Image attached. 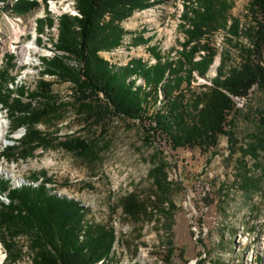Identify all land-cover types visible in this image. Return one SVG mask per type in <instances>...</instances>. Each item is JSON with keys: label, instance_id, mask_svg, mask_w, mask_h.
<instances>
[{"label": "rangeland", "instance_id": "obj_1", "mask_svg": "<svg viewBox=\"0 0 264 264\" xmlns=\"http://www.w3.org/2000/svg\"><path fill=\"white\" fill-rule=\"evenodd\" d=\"M231 1L228 24L236 18L239 35L218 28L206 36L207 47L196 50L193 59L213 54L212 59L203 74L191 69L188 85L181 82L187 94L211 85L217 67L228 72L237 65L240 48L248 44L243 30L250 21V0ZM182 8L183 0H166L132 10L99 31L104 42L118 39L115 46L102 45L99 54L115 64L134 58L154 63L160 56L184 76L189 60L182 51L190 44H182L189 25L180 15ZM46 10L53 17L50 27ZM61 12L80 15L76 0H38L34 6L24 0H0V70L6 68L1 83L2 92L10 90L9 100L14 96L30 100L42 56L50 57L55 51L66 54L54 45ZM15 27L24 29L22 36L10 40ZM28 46L31 55L18 53ZM67 60L78 63L72 56ZM43 77L58 97L54 109L35 124L47 140L21 155L18 148L27 125H14L3 103L0 117L7 140L0 136V160L34 181L37 175L44 176L50 192L80 201L88 207L87 218L110 226L115 235L112 264H264V150L257 158L245 152L249 142L264 136L258 121L264 112V85L254 84L247 95L235 97V108L227 114V131L216 144L173 147L162 134L148 129L149 120L104 109L98 102L92 108L78 106L70 80L51 74ZM19 86L22 95L17 93ZM156 103H163L160 93ZM76 136L94 147V155L60 144ZM9 146L16 148L7 154ZM0 202V207L6 204ZM11 240L18 258L8 261L0 240L3 264H33L29 235L21 232Z\"/></svg>", "mask_w": 264, "mask_h": 264}, {"label": "trees", "instance_id": "obj_2", "mask_svg": "<svg viewBox=\"0 0 264 264\" xmlns=\"http://www.w3.org/2000/svg\"><path fill=\"white\" fill-rule=\"evenodd\" d=\"M34 6L38 0H24ZM46 1V0H43ZM166 0H76L80 15L61 12L58 15V33L55 50L65 51L42 56V68L35 87L29 92L30 100L22 101L10 90L2 92V79L6 68L0 70V102L8 106L13 124L27 125L18 151L28 154L36 145L43 144L47 136L35 126L57 105L58 97L51 91L50 81L44 74L73 83L75 99L81 107H101L139 120H149L148 129L162 134L173 147H208L225 133L227 114L235 108V97L248 94L257 84L264 85V0H250L249 24L244 27L248 44L240 48V60L228 72L219 67L210 78L211 85L204 90L187 94L180 88L182 81L190 82L191 69L203 74L213 54L194 60L200 47H207L206 36L218 28H225L232 35H239L238 21L228 24L231 0H183L181 17L189 22L185 28L188 44L182 56L188 58L189 69L184 76L172 62L157 56L154 63L134 58L124 64L111 63L99 54L102 45L115 46L118 39L102 40L99 31L134 9H142ZM109 14L106 19L105 15ZM46 26L53 25L50 10H46ZM40 33V31H38ZM205 38L200 44V39ZM72 56L78 63L67 59ZM13 55L7 56L12 61ZM134 75V77H131ZM142 77L143 82L136 81ZM23 86L17 88L22 95ZM99 93H102L103 99ZM158 93L163 103L157 105ZM37 101L33 104L32 101ZM102 103V104H101ZM18 113H15V112ZM264 130V112L258 116ZM60 144L79 154L94 155V147L81 137L65 138ZM15 146L6 148L12 152ZM264 150V136L247 144L245 152L257 158ZM36 175V174H35ZM34 176V174H32ZM10 201L0 207V240L5 246L8 261L18 258V251L11 238L25 232L31 238L35 251L33 264H112L111 247L115 235L110 226L87 218L88 207L80 201L50 192L42 183L10 189Z\"/></svg>", "mask_w": 264, "mask_h": 264}, {"label": "bare ground", "instance_id": "obj_3", "mask_svg": "<svg viewBox=\"0 0 264 264\" xmlns=\"http://www.w3.org/2000/svg\"><path fill=\"white\" fill-rule=\"evenodd\" d=\"M24 29L21 27H15L13 36L10 37V40H18L20 38L21 32ZM26 52V55H31V46H28L26 49H23L22 47L18 50V53L25 55L24 53ZM13 84V83H11ZM1 106H3V103H0ZM4 107V106H3ZM1 110V108H0ZM4 130H6V124L3 121V119L0 117V136L3 137V139H6V135L4 133ZM25 135V134H24ZM23 137V136H22ZM2 140V138H1ZM7 140V139H6ZM17 141V140H16ZM19 142V141H18ZM17 142V143H18ZM3 149H1V152ZM0 152V156H1ZM29 174H25L24 172H18L14 167H12L9 163H3L0 160V199L3 201H6V198L8 197V190L9 188L13 187H20L21 185H35L37 184V180H40L41 177H43L40 181L44 182L46 184V180H44V176H39L35 181L28 176ZM32 181H31V180ZM2 185L5 186L2 187ZM3 256H2V250H1V245H0V264H3Z\"/></svg>", "mask_w": 264, "mask_h": 264}, {"label": "built area", "instance_id": "obj_4", "mask_svg": "<svg viewBox=\"0 0 264 264\" xmlns=\"http://www.w3.org/2000/svg\"><path fill=\"white\" fill-rule=\"evenodd\" d=\"M9 202V198H6V201H4V203H8Z\"/></svg>", "mask_w": 264, "mask_h": 264}]
</instances>
